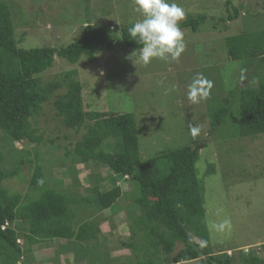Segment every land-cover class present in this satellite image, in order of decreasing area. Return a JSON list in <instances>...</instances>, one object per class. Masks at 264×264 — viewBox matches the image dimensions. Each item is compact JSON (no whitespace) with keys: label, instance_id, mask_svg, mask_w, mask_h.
Here are the masks:
<instances>
[{"label":"rangeland","instance_id":"obj_1","mask_svg":"<svg viewBox=\"0 0 264 264\" xmlns=\"http://www.w3.org/2000/svg\"><path fill=\"white\" fill-rule=\"evenodd\" d=\"M3 1L12 11L19 47L25 50L44 47L61 49L77 41L88 25L110 26L114 48L99 52L96 63L82 58L72 65L56 56L53 68L40 76L42 81L54 82L63 74L76 70L78 80L84 87L86 112L134 114L144 161L154 159L164 151L193 144L196 137H193L190 129L200 126V159L196 168L204 188L206 224L212 251L215 256L224 257L227 254L235 258V264H242V253L264 260V135L231 138L227 135V126L211 131L208 118L211 106L218 109L232 91L247 84L243 65L229 59L225 40L228 36L248 30L264 29V0H234L229 8L226 6L227 0H174L185 11L180 23L191 15L206 14L216 19L227 17L229 12L234 13L233 7L240 9L241 17L219 25H216L217 21L209 20L198 33L181 29L186 47L179 60H153L148 66L136 62L138 51L127 48L122 36L123 27L143 18L142 13L136 10L135 0H92L89 3L82 0ZM198 75L210 81L212 87L207 98L192 104L187 89ZM64 92L66 89L58 93ZM239 107L236 104L231 114ZM31 122L39 130L38 135L43 136V143L38 146L30 141L12 144L9 140H3L2 136L0 152L4 147H11L14 152H31V158L35 161L37 150L51 178L63 180V191L76 190L75 194L82 203L87 197L96 200L94 187L98 177L107 188L111 187L108 181L112 173L106 165L96 161L83 163L74 153L76 144L86 133L85 128L79 132L67 129L52 103L44 105L41 115ZM120 146L119 139H110L103 150L119 154L123 151ZM67 151L73 153L67 156ZM16 160L14 153L7 154L3 169L13 170ZM34 168L35 165L27 164L18 177L6 180L4 187L11 193L27 194L28 181ZM75 176L81 182V187L77 185ZM126 183H120L125 195L132 190V183L129 180ZM120 204L123 208L129 205L124 198ZM79 208L78 230L84 221H97L96 210L99 207L96 202L91 208L85 204ZM126 214L112 210L102 214L111 225V228L109 224L104 227L111 232L108 236H113V239L108 244L110 249L103 246L101 257L113 253L116 259L114 261L109 257L107 262L101 260L100 264H136L132 253L123 247V243L131 237ZM226 219L231 221L230 227L223 230L216 227ZM19 238L23 244V234ZM194 242L204 245L197 238ZM97 247L93 248L94 254H98L95 252ZM184 248L183 244H178L172 256H162L157 259L158 263H204L201 260L176 263L178 252ZM36 252L37 257L45 253L44 250ZM202 259L206 260L205 257ZM147 261V258H141L139 264Z\"/></svg>","mask_w":264,"mask_h":264},{"label":"trees","instance_id":"obj_2","mask_svg":"<svg viewBox=\"0 0 264 264\" xmlns=\"http://www.w3.org/2000/svg\"><path fill=\"white\" fill-rule=\"evenodd\" d=\"M233 2L227 0L226 6H233ZM233 10L234 13L218 19L206 14L191 15L180 23V28L198 33L209 20L217 21L216 25L234 22L240 19L241 11L236 7ZM132 25L122 28L123 41L127 48L138 51L141 46L128 34ZM225 47L231 61L242 63L243 76H247L249 82L220 101L223 104L218 109L210 105L211 131L227 126V135L231 138L264 135V29L228 36ZM113 48L110 26L88 25L81 37L67 47L22 49L16 39L12 11L6 1L0 0V143L2 136L12 144L30 141L38 146L43 143V136L38 135L39 130L33 127L31 120L41 115L44 105L52 103L67 129L76 132L86 129L83 139L75 146V155L83 163L96 161L106 165L112 173L108 181L111 187L107 188L98 177L94 187L96 200L87 197L82 203L76 190L63 191V180L51 178L37 150L35 162L31 152H14L11 147H4L0 152V264H30L33 247L53 238L75 240L78 246L94 239L98 242L99 219L84 222L78 230L79 207L85 204L91 208L95 202L103 213L130 211L126 214V222L131 237L123 247L132 253L136 264L141 258L148 259L144 264H163L157 259L172 256L178 244L185 248L178 252L176 263L201 260L203 264H235V258L227 254L215 256L211 248L204 188L196 168L200 159L198 135L189 146L164 151L144 161L134 114L86 112L84 87L76 70L63 74L54 82H43L40 77L53 68L56 56L72 65L82 58L96 63L99 52ZM63 89L66 92L58 93ZM236 104L240 107L231 114ZM110 139L120 140L122 153L103 150ZM11 152L17 158L15 168L6 171L3 164ZM71 153L67 151V156ZM27 164L35 165L28 181V193H11L4 187L5 181L18 177ZM127 177L132 190L125 195L119 184L126 183ZM75 179L81 187V182ZM122 198L129 204L124 208L120 204ZM21 234L25 240L23 244L19 243ZM196 238L204 245L196 244ZM241 261L242 264H264L263 259L253 254L242 253Z\"/></svg>","mask_w":264,"mask_h":264},{"label":"clouds","instance_id":"obj_3","mask_svg":"<svg viewBox=\"0 0 264 264\" xmlns=\"http://www.w3.org/2000/svg\"><path fill=\"white\" fill-rule=\"evenodd\" d=\"M135 4L136 10L141 12L143 17L128 29L132 40L141 46L136 62L148 66L153 60H179L186 47L184 33L180 28V21L185 16L184 9L174 0H135ZM211 87L212 83L206 78L196 76L188 85L189 101L198 104L208 97ZM190 130L195 137L200 134L202 128L194 126ZM230 226L231 221L226 219L216 227L223 230Z\"/></svg>","mask_w":264,"mask_h":264},{"label":"crops","instance_id":"obj_4","mask_svg":"<svg viewBox=\"0 0 264 264\" xmlns=\"http://www.w3.org/2000/svg\"><path fill=\"white\" fill-rule=\"evenodd\" d=\"M96 211L98 213L97 219L101 217L99 219L100 220L99 229L101 232L97 235V237L99 238L98 242L95 241L94 239V240L89 241L88 243L83 242L81 243L82 244L81 246H78L79 244L76 243L75 240H68V239H62V238L49 239L33 247L32 254H31L32 261L30 262V264H100L101 260L107 262L109 257L115 261L116 258L114 257L113 253L112 254L110 253L112 256L108 255L105 257H101L103 246H106L107 249H110V246H108V244H110V241L113 239V236H108L111 232L109 231L107 232L106 228L104 227L105 225L107 226L109 224V221L105 217L102 216L103 212L101 214L100 209H97ZM121 213H124V212H121ZM110 228H111V225H110ZM94 246H98L97 249L95 250V252H98V254L97 253L94 254V251H93ZM38 250H44L45 253L37 257L35 253H37L36 251ZM91 251H92V254H91Z\"/></svg>","mask_w":264,"mask_h":264}]
</instances>
